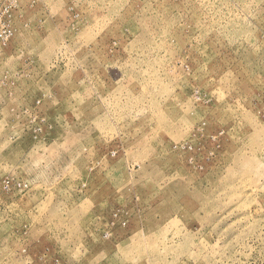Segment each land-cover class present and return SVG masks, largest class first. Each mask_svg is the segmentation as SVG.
<instances>
[{
  "label": "rangeland",
  "instance_id": "rangeland-1",
  "mask_svg": "<svg viewBox=\"0 0 264 264\" xmlns=\"http://www.w3.org/2000/svg\"><path fill=\"white\" fill-rule=\"evenodd\" d=\"M0 264H264V0H0Z\"/></svg>",
  "mask_w": 264,
  "mask_h": 264
}]
</instances>
